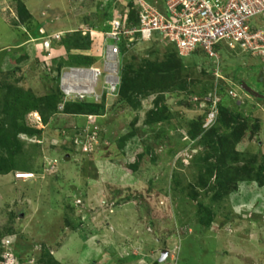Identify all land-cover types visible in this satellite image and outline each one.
<instances>
[{
  "label": "rangeland",
  "instance_id": "374dc122",
  "mask_svg": "<svg viewBox=\"0 0 264 264\" xmlns=\"http://www.w3.org/2000/svg\"><path fill=\"white\" fill-rule=\"evenodd\" d=\"M131 1H0L1 143L14 134L7 95L56 94L52 67L61 57L76 66L67 54L101 68L91 45L67 47ZM173 48L139 42L121 55L120 76L126 65L150 71L133 104L104 98L90 122L72 106L46 123L24 114L20 150L9 158L0 146L12 168L0 174V264H264V55L223 49L216 84L202 53L179 59ZM209 92L221 98L213 122L201 103Z\"/></svg>",
  "mask_w": 264,
  "mask_h": 264
},
{
  "label": "built area",
  "instance_id": "2783aa9c",
  "mask_svg": "<svg viewBox=\"0 0 264 264\" xmlns=\"http://www.w3.org/2000/svg\"><path fill=\"white\" fill-rule=\"evenodd\" d=\"M132 2L135 9L138 8L134 19L125 7L105 21L106 30L91 27L80 30L82 35L90 36L92 46L95 43L101 68L67 66L59 72L53 71L61 92L58 110L67 102L99 103L104 97L119 92L121 45L129 51L139 42L159 41L164 46L173 45L181 57L202 53L213 64L216 84L218 78L223 79L218 74L223 49L233 55H264V26L253 24L255 18L264 21V0H166L160 7L146 0ZM59 38L60 33L52 36V39ZM229 93L234 97L232 91ZM218 94L209 92L201 99L207 109V121L213 122L217 116L221 101ZM93 118L95 116L87 115L89 122ZM33 176L32 173H15V178L22 181ZM6 259L4 256L3 261Z\"/></svg>",
  "mask_w": 264,
  "mask_h": 264
},
{
  "label": "trees",
  "instance_id": "16d2710c",
  "mask_svg": "<svg viewBox=\"0 0 264 264\" xmlns=\"http://www.w3.org/2000/svg\"><path fill=\"white\" fill-rule=\"evenodd\" d=\"M16 10H17V15L22 22H24L26 19L30 17V14L28 10L26 9V7L24 6V4H21V3L18 4L16 6ZM130 15L132 16L131 18L134 19L135 10H132ZM253 24L254 26H264V21L262 20L259 21L257 18H255L253 20ZM107 28L108 26H106L104 22L103 25H101V28L99 30H106ZM79 33L81 35V40L83 43H79V42H76L74 44L71 43L67 47L69 50L89 49V46L91 45L90 37L88 35H85V36L82 35L81 31H79ZM165 47H169V45H166ZM121 49H122V54L129 52L127 51L124 45H121ZM173 52L177 55L179 59H182V57L179 56L178 53L176 52L175 48H173ZM67 57L72 59V61H74V64L76 66H80V65L89 66L92 63L90 57H85V55L67 54ZM64 63H65L64 57L63 58L61 57L59 59V65L53 67L52 69H54V71L56 72H59L60 68L63 66ZM159 73H163V71L157 70L156 74L158 75ZM149 74H150V71L142 70L140 67L136 68L132 65H126L124 68H122L121 76H120V87H119V92H118L120 99L118 100V103L126 102V103L133 104L135 102V100L133 99V95L138 94L137 92L140 91L139 89L148 90L151 85L147 87V84L144 85L143 83L145 82L150 83L148 79ZM12 77H14L13 73L9 74L6 77V79L10 80ZM53 78L55 79V83H56L58 77L53 76ZM11 80H13V78ZM9 87H11L10 83H6L5 86L2 87V89H6ZM56 87H57L56 94L52 93L49 95H45L43 98H39V99L35 98L33 94H31L30 91L19 90L18 92H16L17 95L13 97L12 100H10L9 96L7 95L6 98H8V100L11 101L8 108L12 114L11 121H12V127L14 131V134L11 135V137L9 138V141L11 142L10 147H7L4 143H1L0 141V146L3 145L2 147L6 149V153L8 155L7 157L12 158L14 152H17L18 150H20L19 143L17 141V134H20V133L29 134L30 132V130L27 129V127H25L23 124H19V122L22 121L23 116L24 114H26V112L28 111L37 112L40 115L42 121L46 123L49 112L57 109V106L59 102L61 101V92L58 87V82H57ZM103 99L99 103H93L90 101L67 102L64 104L62 112L66 110L67 108H69L70 106H72V107L77 108L79 111H81V113L79 114L86 115V116L87 115L100 116L104 114V105L102 103ZM220 105L221 104L219 103L217 106V112L221 111ZM31 132L38 133L39 131H31ZM7 157L6 158L0 157V174H6L8 171L12 169L9 165L6 164ZM154 264H157V262H154Z\"/></svg>",
  "mask_w": 264,
  "mask_h": 264
},
{
  "label": "clouds",
  "instance_id": "9594fccd",
  "mask_svg": "<svg viewBox=\"0 0 264 264\" xmlns=\"http://www.w3.org/2000/svg\"><path fill=\"white\" fill-rule=\"evenodd\" d=\"M163 5V4H162ZM125 7H127V10H129V13H131V11L132 10H135L136 11V9H135V7H134V3L131 1V2H129L128 3V5L127 6H125ZM125 8H122V10H124ZM111 19V18H110ZM107 20H109V19H107ZM96 30V29H95ZM99 31V30H98ZM89 36V35H88ZM90 37V36H89ZM60 39V38H59ZM58 39V40H59ZM51 40H53V42L55 43V42H57L58 40L57 39H49L48 41H45L44 42V45L46 46V47H52L50 44H51ZM90 40H91V38H90ZM46 42H47V45H46ZM91 42H92V40H91ZM91 49L93 50V52L95 51V43H94V45L92 46V43H91ZM236 56H238V55H236ZM184 58H186V57H184ZM70 66V65H69ZM71 66H74V65H71ZM80 66H83V65H80ZM89 66H93V65H89ZM98 66H99V62H98ZM63 67H67V66H62L61 68H63ZM53 68V67H52ZM60 68V69H61ZM60 71V70H59ZM85 117H87L86 115H85ZM95 117H98V116H95Z\"/></svg>",
  "mask_w": 264,
  "mask_h": 264
},
{
  "label": "water",
  "instance_id": "95a60500",
  "mask_svg": "<svg viewBox=\"0 0 264 264\" xmlns=\"http://www.w3.org/2000/svg\"><path fill=\"white\" fill-rule=\"evenodd\" d=\"M46 45H47V42H46ZM167 254H168V253H167L166 251H165V252H163V253H162V257H161V258H162V259H164V258H165V256H166Z\"/></svg>",
  "mask_w": 264,
  "mask_h": 264
},
{
  "label": "crops",
  "instance_id": "0c3cea01",
  "mask_svg": "<svg viewBox=\"0 0 264 264\" xmlns=\"http://www.w3.org/2000/svg\"><path fill=\"white\" fill-rule=\"evenodd\" d=\"M1 1V0H0Z\"/></svg>",
  "mask_w": 264,
  "mask_h": 264
}]
</instances>
